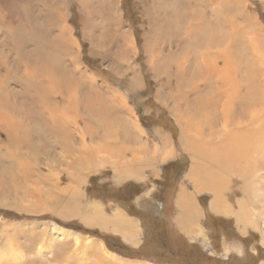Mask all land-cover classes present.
I'll list each match as a JSON object with an SVG mask.
<instances>
[{"label": "rangeland", "instance_id": "obj_1", "mask_svg": "<svg viewBox=\"0 0 264 264\" xmlns=\"http://www.w3.org/2000/svg\"><path fill=\"white\" fill-rule=\"evenodd\" d=\"M196 3L197 0H0V53L4 55L5 60V64H0V77L4 78L5 90L15 95L18 94L17 101L20 105H40V99L39 96L36 98L33 92L22 87L21 82L24 78L21 74V67L12 58L16 54L14 52L15 37L11 39L10 33L7 34L9 31L7 28L14 27L19 21L27 26L28 20L31 19V24L37 28L39 37L43 34L46 36L42 37L38 43L53 46L50 55L55 53L56 56L52 58L56 59L68 73H71L77 66L78 71L91 77L98 93L110 102L106 105H113L111 100L116 97V110L119 109L122 116L130 117L134 124L124 126L121 117V119L115 118L118 110L113 112L109 106L106 108L97 103H94L97 110L93 111L92 115L86 113L85 106L91 102L87 99L80 102L79 97L83 98L85 94L83 92L87 93L89 87L82 82V76L76 78L81 85L79 88L74 87V84L70 86L71 91L74 93L76 91V95L78 94L75 105H78L76 115L78 114L79 125L83 126L85 121L89 120L83 132L84 142L88 145L89 151L94 150L91 158L88 157L89 162L85 163L84 176L79 185L82 192L81 199L76 203L72 201V197L69 196L70 192H68V187L73 181H70L67 174L61 172V169L65 170L66 166L61 165L57 158V152L62 149L64 143L58 142L57 138L50 137L48 134L40 133L37 124L28 127L26 130L29 131L28 134L21 133L18 139L12 137L9 143L5 133L0 129V143L7 145L6 151L0 144V229L4 224H10L13 229L11 230L12 247L9 248L7 245L6 249L0 238V264H40L34 262L36 257L43 264H116V249L122 254L134 255L133 252L122 249L116 241V236L104 233L98 228V226L111 224L112 221L100 224L95 212L99 209L110 212L116 204V199L126 200L130 196L133 197L132 194L139 192V187L145 184L149 185V188L157 185L154 196L166 201L173 194L177 182H186L192 163L191 154L183 148V142L186 140H184L185 137H181L180 124L171 110L174 103L167 95L178 78V71L175 65L170 64V68L167 67L168 71L162 74L155 73V66L151 64L150 58L153 59L155 65L160 61L153 58L150 53L151 50L155 53L163 43L161 40L160 45L152 42L154 32L160 31L169 19L176 23L172 26H177L179 17L182 21H179V26H181L178 27L183 28L185 23L189 22L186 14L188 15L192 10V12L195 11ZM158 4L161 10L155 11ZM219 6L221 7L219 10L224 11L227 7L225 10L230 12V24L237 27L236 36L245 38L248 31V40L260 43L257 44L261 47L260 51L263 55L264 0H226L224 4L218 2ZM152 10L155 15H152ZM62 31L69 42L67 51L62 45L59 46L60 49L53 45L60 43L57 39ZM174 31L175 34L173 33L171 38L162 39L171 41L170 45L163 47L162 57L178 54L184 43H187L183 30ZM194 34L198 36V32ZM27 43L24 50H32L35 44L28 45ZM23 44L21 42L22 47ZM54 60L51 61V66L55 65ZM48 66L49 64L46 65ZM118 95L124 99L129 111H126V107L125 110L120 107L122 104L119 102L120 98H117ZM161 96L164 97L163 100ZM13 99L14 97L11 96L10 100ZM179 105L182 104L179 103ZM82 118L85 119L84 122ZM105 119L106 122H100ZM20 125L16 129L21 128ZM201 125V129L207 126ZM72 129L75 133L67 139L69 142L72 140L74 146H78L80 132L74 129V124ZM123 129H129L127 132L134 136L132 138L124 136ZM201 129L195 132V138L198 143L209 144L207 142L209 138ZM224 139L230 143L234 142L233 137L230 139L224 137ZM55 140L58 142L57 145L54 144ZM61 140L64 141L63 138ZM188 141L192 142L194 138ZM213 142L216 141L213 140ZM145 143L148 146L140 149L139 147L145 146ZM153 149H156V155H154L156 157L152 155L149 163L151 166H149L145 160H147V153L152 154ZM174 156L179 157V163L175 161L169 164L164 163L167 158ZM133 157L139 160L132 161L136 166L131 162L129 170L131 173L125 172L126 176L118 173L115 164L117 162L123 164ZM12 158H16L20 164L25 163V167L21 168L16 165ZM55 158L56 162L52 161ZM51 162L54 163V169L50 171L52 173L49 181L40 183L38 186L42 188V193H50L52 200L56 196L58 199L52 204L54 209L48 206L47 209L43 208V211H34L32 198L25 196L24 190L30 191L31 186L35 188V185H31V182L25 178L30 169L33 173L34 168H36L34 174L38 170L48 173L47 163L51 164ZM75 162L80 166L79 158ZM96 163L99 166L92 168ZM198 164L206 165L207 172L213 178V172L217 170L214 168L216 165L203 158H199ZM218 170L217 174L221 177L220 173L224 171L222 168ZM149 172L160 178H148L147 175H151ZM75 174L73 173L72 176ZM77 176L78 174L74 178ZM194 176L201 184H198L200 189L208 185V179L205 180L199 172H196ZM225 177L226 180L218 194L209 185L208 191H202V194L211 195L212 192L213 196L220 195L221 191L223 192L230 186V193L233 194L231 201H236L237 206L239 202L242 204L244 202L242 188L232 180L231 174ZM121 183L125 185L124 192L116 189V184ZM249 185L258 203L254 202L253 206L247 203L242 204L248 216L242 217L243 225L240 228L245 235L238 238L235 231L236 224L239 227L238 223L232 222V225L231 221L226 222L227 232H230L233 238L230 244L234 247L243 244V249L242 251L240 248L235 249L232 256L218 253L216 264H264V210L257 214L256 208L264 206H262L264 186L261 181ZM188 186L193 187L190 181H188ZM258 188L261 189L259 193H257ZM205 198L203 196L201 201L203 202ZM219 201L220 197L216 202ZM29 203V207L25 209ZM62 208L69 210L70 214L67 217L59 214L58 211ZM55 209L56 211L52 212ZM98 215L102 217L100 211ZM54 225L69 231L70 234L63 233L65 236L62 235L59 230L54 229ZM42 231L47 232L48 238L45 242L38 240L39 233ZM75 234L80 240L75 239ZM77 241H82L85 248H81V243ZM96 246H100V249L97 250ZM146 249L147 246L144 245L140 251H137L139 253L136 256L145 258L146 253H151L150 248L147 251ZM10 254L13 258L9 257ZM185 264L198 263L187 262Z\"/></svg>", "mask_w": 264, "mask_h": 264}, {"label": "bare ground", "instance_id": "obj_2", "mask_svg": "<svg viewBox=\"0 0 264 264\" xmlns=\"http://www.w3.org/2000/svg\"><path fill=\"white\" fill-rule=\"evenodd\" d=\"M225 1L210 0L206 2V0H197L194 6L195 11L192 12L193 10L191 9L192 11L188 15L186 14L189 22L185 23L183 28H179L181 26H179V21H182L180 19L181 17L178 18L177 26L175 27L172 26L175 23L173 20L171 21L169 19L166 21L160 31L154 32L152 39V42L156 45H160V40L163 42L161 43L162 47H159L155 53L152 50L150 53L153 58H157L160 62L155 65L153 59H150L151 64L155 66L154 70L157 74H162L166 70L168 71L167 67L170 68V64L175 65L178 71V78L175 80L173 88L169 89L167 95L174 103L171 110L180 124L181 137H185L184 140H186V142H183V148L191 154V170L193 175L196 172L202 174L205 180L208 179L207 184L218 194L223 186V182L226 180L225 175L231 174L232 180L237 182L238 186L242 188L244 200L242 204L247 203L253 206L254 202L258 203V200L253 196L249 184H257L261 181L262 186H264V54L262 55L260 51L261 47L258 45L260 43L257 42V44L253 40H248V31L245 38L236 36L237 27L230 24L231 14L225 10L227 7H223L224 11H222L223 9L219 10L221 7H218V2H223L224 4ZM31 21V19L28 20L27 26L22 25L19 21L14 27L7 28V30L9 29L7 34L10 33L11 39L15 37L16 48L14 52L16 54L12 58L21 67V74L24 78V81L21 82L22 87L33 92V96L36 98L39 96L40 105H20L17 101L18 94L15 95L5 90L4 78L0 77V129L5 133L7 142L9 143L12 137L18 139L21 133L23 135L28 134L29 131H26L28 127L37 124L40 133L48 134L50 137L57 138L56 140L58 142L64 143L65 146L63 144L62 149L57 152V158L61 165L66 166L65 170L61 169V172L67 174L70 181H73L68 187V192H70L69 196L72 197V201L76 203V201L81 199L82 192L80 191L81 187L79 188V185H81V178L84 176L85 163L89 162L88 157L91 158L94 150L89 151L88 145L84 142L83 132L86 130V122L89 123V120L85 121L83 125L85 127L79 125L78 114L76 115L78 105H75L78 94L76 95V91L75 93L72 92V87L70 88V86L74 84V87L79 88L81 85L76 78L82 76V82L84 84L86 83L89 87L87 93L83 92L85 93L82 96L83 98L79 97L80 102L86 99L88 102H91L85 106L86 113L92 115L93 111L97 110L95 105L97 103L106 108L109 106L113 112L118 110L117 114L115 113L117 115L115 118H122L124 126L128 127L134 124L130 117H124L120 114L119 109L116 110V97H113L111 100L113 105H106L110 102L98 93L95 88V82L91 77L78 71L79 68L77 66H75L76 68L71 73H68L56 59L54 60L52 56H56V54L52 53L50 55L53 46L47 43L46 45L38 43L45 34L39 37L38 30L31 24ZM63 29L67 31L65 28ZM174 30H183V35L186 36L185 41L187 43H184L178 54L162 57L163 47L171 44L170 40L162 39L171 38V35L175 32ZM195 32H198L197 37L194 34ZM65 38L64 31H62L57 39L60 43L53 45L58 49L62 45L67 51L69 49V42ZM21 42L24 43L23 47L21 46ZM26 43L28 45L30 43L35 45L32 50L26 51L24 50L27 47L25 46ZM52 60L55 61L54 66L50 65ZM4 61V55L0 53V64H5ZM47 64H49L48 67H46ZM58 74L60 75L58 76ZM11 96L14 97L12 101L10 100ZM118 97L120 98L119 102L122 104L120 107L125 110L126 104L124 99L120 95ZM161 97L163 100L164 97ZM92 108H95V110ZM126 111H129L127 107ZM82 120L84 122L85 119L82 118ZM100 122H106V119ZM19 124H21V128L16 129ZM73 124L74 129L80 132L78 146H74L72 140L69 142L67 139L75 133L72 129ZM201 124L207 125L208 127L204 126L201 129ZM200 129L209 138L207 141L209 144L203 145V142L198 143L197 138H195V132ZM127 131L129 129L124 130V136L126 135L128 138H132L134 135H130V132ZM192 137L194 141H188ZM224 137H228V139L233 137L234 142H227ZM62 138L64 141L61 140ZM56 140L54 142L55 145L58 143ZM213 140L216 142H213ZM0 144L7 151V145L5 143ZM147 146L145 143V146L143 145L139 148L141 149ZM152 155H156V149L152 150V154L147 153L145 163L149 166H151L149 163L152 160ZM164 156L166 157L167 154H164ZM135 157L128 159L126 161L127 163L120 164L117 162V165L115 164L116 170L118 169L117 171L120 170L122 172H124L123 170L129 171L131 162L139 160ZM77 158L80 159V166L75 162ZM199 158L206 159L207 161L210 160L212 164L216 165L217 168L212 166L217 169L213 172V178L207 172L208 167L206 165L198 164ZM12 159L16 165L21 166V168L25 167V163L20 164L16 158ZM52 161L56 162V158ZM132 163L136 166L134 162ZM53 165L54 163L52 162L51 164L47 163L48 173H42L38 170L34 174V169L36 168L33 169V173L30 169L25 178V180L31 182V185H35V188L31 186L30 191L24 190V195L32 198V208H35L34 211H43V208L47 209L48 206L54 209L52 204L58 199V196L54 194L56 197L52 200V195L50 193H42V188L38 186L40 183L49 181L52 173L50 171L54 169ZM98 166L99 164L96 163L92 168H97ZM218 168H222L225 173V175L222 172L220 173L222 178L217 174V171H219ZM73 173L78 174V176L74 178L76 174L72 176ZM208 185L200 190L208 191ZM260 190L258 188L257 193ZM262 194L264 198L263 191ZM211 196L215 200L214 204L217 198L220 197V195L213 196L212 192ZM262 203L263 206L264 200H262ZM242 204L240 202L238 203L239 210H236L234 213L236 216L241 215L240 220H242V217L245 218L247 216L242 208ZM29 205L30 203L25 209ZM92 206L94 205L92 204ZM260 207H256L257 214L264 210L263 206L259 212ZM55 211L56 209L52 210V212ZM58 212L61 216L65 217L70 214L67 208H62ZM95 214L96 217H100V215L97 216L98 211ZM237 219L239 218L237 217ZM53 227L55 230H59L62 235L65 233L70 234L69 231L61 227H56L55 225ZM11 230L13 229L10 224H4L0 229V238L3 240L2 242L6 249L8 246L9 248L12 247ZM46 231L39 233L38 240H41V242L47 241L48 236ZM10 237L11 239H8ZM44 238L46 239L44 240ZM77 238L78 236L75 237L76 240ZM78 240L80 239L78 238ZM80 245L81 248H85L84 243ZM96 248L99 250L100 246H96ZM40 249H42L41 246ZM9 257H12L11 254ZM34 262L43 264L38 261L37 257Z\"/></svg>", "mask_w": 264, "mask_h": 264}, {"label": "crops", "instance_id": "obj_3", "mask_svg": "<svg viewBox=\"0 0 264 264\" xmlns=\"http://www.w3.org/2000/svg\"><path fill=\"white\" fill-rule=\"evenodd\" d=\"M156 10H161L159 4ZM169 159L164 163H179L180 160L177 156ZM123 171L117 172L123 176H126L125 172L131 173ZM149 173L151 175H147L148 178H160ZM188 181L193 187L188 186ZM198 184L200 183L190 167L186 182H177L173 194L166 201L154 196L157 185L149 188V185L145 184L139 187V192L132 194L133 197L130 196L126 200L116 199V204L110 212L99 209L102 215L99 217L101 219L98 218L100 224L107 221L112 223L98 228L104 233L116 236V241L122 249L134 254L125 255L116 249V264H216L218 253L232 256L235 249L240 248L242 251L243 244L234 247L230 244L233 241L232 235L227 232L226 222L231 221V224L237 222L239 225L237 227L236 224L235 227L238 238L245 235L240 230L243 220L240 223V217L237 219L238 216L234 214L238 206L236 201H231L233 194L230 193V186L221 191L220 201L214 204L213 197L208 193L202 194ZM124 186L122 183L116 184V189L124 192ZM203 196L206 198L202 202ZM144 245L147 246L146 251L150 248L151 253H146L145 258H140L136 256L139 253L137 251ZM159 254L161 256H158Z\"/></svg>", "mask_w": 264, "mask_h": 264}, {"label": "trees", "instance_id": "obj_4", "mask_svg": "<svg viewBox=\"0 0 264 264\" xmlns=\"http://www.w3.org/2000/svg\"><path fill=\"white\" fill-rule=\"evenodd\" d=\"M122 190V189H121Z\"/></svg>", "mask_w": 264, "mask_h": 264}]
</instances>
